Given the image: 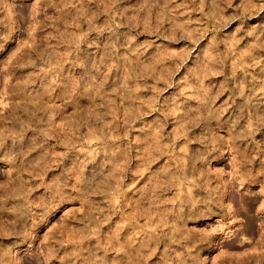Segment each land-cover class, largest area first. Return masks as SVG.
<instances>
[{
    "label": "rangeland",
    "instance_id": "374dc122",
    "mask_svg": "<svg viewBox=\"0 0 264 264\" xmlns=\"http://www.w3.org/2000/svg\"><path fill=\"white\" fill-rule=\"evenodd\" d=\"M0 264H264V0H0Z\"/></svg>",
    "mask_w": 264,
    "mask_h": 264
}]
</instances>
